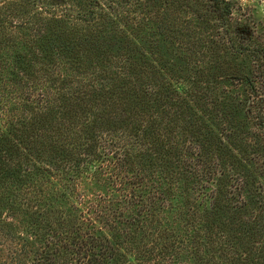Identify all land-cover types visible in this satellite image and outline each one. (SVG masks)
<instances>
[{"label": "trees", "instance_id": "16d2710c", "mask_svg": "<svg viewBox=\"0 0 264 264\" xmlns=\"http://www.w3.org/2000/svg\"><path fill=\"white\" fill-rule=\"evenodd\" d=\"M225 0H0V264H264V34Z\"/></svg>", "mask_w": 264, "mask_h": 264}, {"label": "rangeland", "instance_id": "374dc122", "mask_svg": "<svg viewBox=\"0 0 264 264\" xmlns=\"http://www.w3.org/2000/svg\"><path fill=\"white\" fill-rule=\"evenodd\" d=\"M233 6L234 17L249 20L256 31L264 34V0H225Z\"/></svg>", "mask_w": 264, "mask_h": 264}]
</instances>
